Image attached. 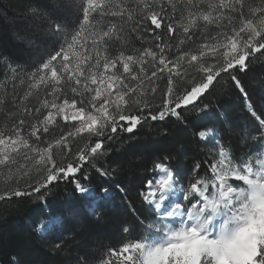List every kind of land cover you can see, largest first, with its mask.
I'll use <instances>...</instances> for the list:
<instances>
[{
	"label": "snow or ice",
	"instance_id": "snow-or-ice-1",
	"mask_svg": "<svg viewBox=\"0 0 264 264\" xmlns=\"http://www.w3.org/2000/svg\"><path fill=\"white\" fill-rule=\"evenodd\" d=\"M10 13L24 31L9 29ZM9 31L32 55L21 65L0 53V200H45L65 182L91 207L87 220L69 205L34 225L50 251L67 264H264V228L239 239L264 217V103L252 98L264 100V76L242 79L264 65V0H0ZM222 82L254 121L231 145L211 103ZM172 118L207 153L185 165L187 149L152 154L130 195L115 178L147 155L133 150L137 133ZM117 196L133 225L93 239L89 221Z\"/></svg>",
	"mask_w": 264,
	"mask_h": 264
},
{
	"label": "trees",
	"instance_id": "trees-1",
	"mask_svg": "<svg viewBox=\"0 0 264 264\" xmlns=\"http://www.w3.org/2000/svg\"><path fill=\"white\" fill-rule=\"evenodd\" d=\"M3 3L16 4L17 0H3ZM26 27L25 21L21 19L11 21L10 13V30L24 31ZM0 53L11 57L21 65L27 64L32 55L27 46L11 39V31L0 32ZM259 76H264V65L261 64L254 65L252 71L247 76H242V79L249 85H253ZM224 89V94L212 98L211 103L214 113H219L217 127H220V121L225 118L228 121L223 124L220 135L225 138L226 144L231 145L237 141V131L241 128H253L254 121L245 109L243 97L227 84H224ZM252 98L257 104L264 103L258 92ZM185 116L192 124L203 123L202 120H197L195 112L185 113ZM2 117L3 115L0 119ZM212 118L215 119V117ZM192 124L185 127L183 123L176 122L172 118L166 123L161 122L157 128L146 126L141 129L137 133L133 150L136 148L143 150L147 154L145 159L142 162H137L138 167L126 169L125 174L119 175L115 179L127 183L129 194L134 196L138 177L146 174L144 167L150 166L152 154L173 149H187V155L180 158L182 165L187 164L189 160L198 155L200 158H204L208 149L194 141L191 136ZM161 128L168 130L167 135L161 134ZM230 128L233 129L231 132ZM243 150L244 146L240 145V151ZM112 155L116 161L123 159L124 153L119 145L116 146ZM103 179L93 174L92 183L99 187ZM73 197L72 185L61 182L58 188H54L46 196L45 200H38L35 197L0 200V264H12L13 258H15V264H67V256L50 251L45 246V241L35 233L34 225L49 212L63 211L66 213L69 205L87 220V214L90 213L91 207L87 202ZM101 214L102 219L99 223L95 222V217L89 221L90 232L93 234V239L99 238L105 243L115 242L121 238L122 234L118 232V229L122 221H127L130 227L134 223L132 217L124 211L119 196L105 202L101 208Z\"/></svg>",
	"mask_w": 264,
	"mask_h": 264
},
{
	"label": "clouds",
	"instance_id": "clouds-1",
	"mask_svg": "<svg viewBox=\"0 0 264 264\" xmlns=\"http://www.w3.org/2000/svg\"><path fill=\"white\" fill-rule=\"evenodd\" d=\"M260 207L264 208V198L260 200ZM262 228H264V217L260 220H254L245 230L241 232L239 239L246 238L251 240L252 237L255 236Z\"/></svg>",
	"mask_w": 264,
	"mask_h": 264
},
{
	"label": "rangeland",
	"instance_id": "rangeland-1",
	"mask_svg": "<svg viewBox=\"0 0 264 264\" xmlns=\"http://www.w3.org/2000/svg\"><path fill=\"white\" fill-rule=\"evenodd\" d=\"M5 71H6L5 67H1L0 68V81L3 80V74H4ZM0 91H3V89L0 88ZM2 113H3V109H0V117H1ZM3 119H4V117H2V119H0V124L3 123ZM92 206L94 207L96 205H92Z\"/></svg>",
	"mask_w": 264,
	"mask_h": 264
}]
</instances>
